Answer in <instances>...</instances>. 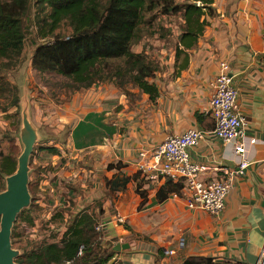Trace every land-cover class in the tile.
<instances>
[{
    "label": "crops",
    "instance_id": "1",
    "mask_svg": "<svg viewBox=\"0 0 264 264\" xmlns=\"http://www.w3.org/2000/svg\"><path fill=\"white\" fill-rule=\"evenodd\" d=\"M212 6L216 15L207 17V26L191 48L176 46L183 25L180 15L158 18L177 17L179 26L174 30L165 25L167 32H173L172 44L153 46L157 68L150 80L158 92L153 100L136 87L127 88L125 94L118 87L98 83L75 93L53 113L50 120L54 122L76 116L65 144H44L54 145L58 154L38 151L58 159L51 171L50 191L61 181L64 185L69 181L67 187L77 189L56 196L54 203L59 207H42L41 225L53 228L59 222L56 239L68 219L87 210L94 213L103 230L102 221L111 217L116 224L115 241L129 244L115 252L112 259L117 264H179L187 256L245 264L257 261L264 246V0H213ZM160 40L164 43L160 38L156 44ZM220 60L231 66L236 105L246 116L247 136L255 141L246 142L244 156L249 165L227 194L224 209L211 215L188 208L181 194L158 202L155 194L165 179L146 181L135 162L139 150L154 147L169 134L197 128L205 135L189 154L192 162L205 166L198 176L201 180H217L226 168L236 166L239 159L233 145L210 132L209 100ZM30 95L36 122L31 90ZM44 172L38 175L37 195L47 183ZM122 175L128 177L126 188L110 196L106 182ZM138 185L146 194L144 201L136 190ZM55 215L59 218L54 219ZM37 226L35 222L31 228ZM104 240L114 244L109 236ZM166 250L174 253L165 255Z\"/></svg>",
    "mask_w": 264,
    "mask_h": 264
},
{
    "label": "trees",
    "instance_id": "2",
    "mask_svg": "<svg viewBox=\"0 0 264 264\" xmlns=\"http://www.w3.org/2000/svg\"><path fill=\"white\" fill-rule=\"evenodd\" d=\"M212 3L213 0H0V85L9 86L4 78V69L16 65L26 39L34 33L32 39L35 40L31 42L35 46L29 56V66L38 73H53L68 79L67 86L71 92L112 82L125 94L127 88L136 87L153 100L158 92L150 79H153L157 66L149 60L146 50L135 52L132 49L141 32L145 14L153 13L149 21L152 20L158 28H161V23L157 22L160 16L180 15L183 25L176 46L191 48L196 46L207 26V17L216 15ZM62 28L69 31L61 33ZM176 50L178 52L179 48ZM18 87L14 85V96L9 104L17 108L15 113L19 110ZM35 151L59 153L54 145L44 144H38L33 154ZM13 156L12 153H0V190L3 188L2 175L15 170L16 159ZM107 168H112V164ZM40 169V166L33 168L37 177L29 185L34 195L38 192ZM127 182L128 177L124 175L108 180L109 195L125 189ZM139 188L140 185L136 190L144 201L146 194ZM182 188V182L166 178L157 189L155 198L162 202L173 193L180 195ZM38 207L35 200L30 209L21 211L18 220L34 226L36 221L32 212ZM13 233L14 229L12 238ZM79 248L81 254L77 255ZM111 248L112 243L104 240V231L94 213L81 210L67 220L58 239L36 242L29 250L25 249L15 262L109 264L115 254ZM179 264L245 263L187 256Z\"/></svg>",
    "mask_w": 264,
    "mask_h": 264
},
{
    "label": "rangeland",
    "instance_id": "3",
    "mask_svg": "<svg viewBox=\"0 0 264 264\" xmlns=\"http://www.w3.org/2000/svg\"><path fill=\"white\" fill-rule=\"evenodd\" d=\"M152 14L153 13L145 14L144 21L140 25L141 32L138 33V37L132 44V49L135 52H138V50H146L148 52V58L151 61H153V46H169L173 42V32H167L165 25H170V27L168 28L172 29H174L175 26H179L177 24V17H175L174 19L161 17L159 21H157L161 23V28H158L157 24H154L152 20L151 22L149 21ZM156 28H158V30ZM68 31V28L61 29V33H67ZM153 32L157 33L153 35ZM33 35L29 36L26 39L23 51L21 53V56L17 60L16 65L4 69V78L9 86L6 87L4 84L0 85V89H2L0 90V153H12L14 155L13 157L16 160L22 150L21 142L18 137L20 114L19 112L15 113V110L17 108L9 104L14 96L12 91L14 89V85H20L19 81L21 80L20 78L22 77L23 70H25L28 76V89L32 91V106L34 115H36L34 121L37 122L35 123L39 126V129L44 134V138L39 141L38 144L41 145L45 144L46 142H48V144H65L74 124L73 121L76 117H74L73 115H69L63 123L59 122V120L56 122L50 120L53 116V113L59 111V107H63L64 104L69 103L71 97H73L76 92H71V89L67 86V83H69L68 79L53 73H38L29 66V56L31 55L35 46L31 42L35 40L32 39ZM160 38L163 39L164 43L162 44L160 40L158 41L159 44H156V41ZM102 83L109 84L117 88L112 82ZM83 90L84 88H81L77 92H81ZM18 91L19 97V87ZM141 114H143V112ZM105 116L106 115H103V117ZM32 157H34V159L31 160L32 168H37L40 166L43 170L40 169L39 171H45L44 175H46V178L44 176L43 178L47 183H44L43 186L41 185V189H39L40 192L38 195H34V193L30 190L32 194V202L30 208L32 206V203L35 202L36 199H38L36 203L41 206L38 207L37 210H34L32 212V215L34 216V219L37 222L38 226L36 228H31L30 226H27V224H25L23 221L18 220V218L14 224V236L12 238V244L14 248L21 251H24L25 249L29 250L36 242L44 240L51 241L56 239V231L59 222L58 220H56L57 225H55L53 228H46L41 225L40 223L44 222L42 207L45 208L46 206V208H48L49 206V208L53 209L59 207L54 203V198H56V196L59 198V196L61 195L72 194L73 192L71 191L77 192V189L73 188V190H71L67 187V185L70 184L69 181H66L65 185L63 184V181H61L58 187H55L50 191V187L48 186V184L53 181V179L50 180L52 174L51 171L53 170V167L56 166V162H58V159H52L45 153H40L38 151H35ZM35 175H37V171L36 173L32 172L31 180H34L35 177H37ZM1 182L4 187L3 177L1 178ZM30 184L31 183H29V185ZM34 196H36L35 200ZM70 205H74V203L70 201ZM25 214L26 213L22 214V216H25Z\"/></svg>",
    "mask_w": 264,
    "mask_h": 264
},
{
    "label": "built area",
    "instance_id": "4",
    "mask_svg": "<svg viewBox=\"0 0 264 264\" xmlns=\"http://www.w3.org/2000/svg\"><path fill=\"white\" fill-rule=\"evenodd\" d=\"M231 72V66L226 60L218 62V71L212 82L209 113L213 120L210 132L234 147L239 159L235 167L226 168L223 176L217 180L204 181L198 177L205 166L192 162L189 154V149L199 144L205 135V131L197 128H188L180 134H169L154 147L139 150L135 162L137 170L148 182L166 178L182 182L181 196L185 199L187 207L200 209L211 215H217L224 209L227 194L249 165L244 156L246 142L255 141L246 134L247 119L237 108V89L233 84ZM171 196L180 195L173 193ZM117 219L122 221L121 218ZM173 253L172 250L165 251V255ZM79 254L81 248L77 252V255ZM254 264H264V246Z\"/></svg>",
    "mask_w": 264,
    "mask_h": 264
},
{
    "label": "water",
    "instance_id": "5",
    "mask_svg": "<svg viewBox=\"0 0 264 264\" xmlns=\"http://www.w3.org/2000/svg\"><path fill=\"white\" fill-rule=\"evenodd\" d=\"M198 4V2H197ZM19 81V114L20 124L18 137L22 150L17 157L15 170L10 174H3L4 187L0 190V264H16L15 259L23 251L16 249L12 244V232L18 215L22 210L30 208L32 194L29 189L32 167L30 160L35 146L44 138L38 125L33 122L31 115L30 90L28 89V76L25 70ZM104 236L110 237L114 242L112 250L119 252L129 247V244L115 241L116 231L111 217L102 221ZM113 262V259L110 263ZM109 263V264H110ZM66 264V263H53Z\"/></svg>",
    "mask_w": 264,
    "mask_h": 264
}]
</instances>
